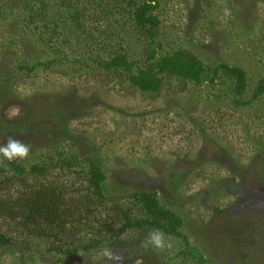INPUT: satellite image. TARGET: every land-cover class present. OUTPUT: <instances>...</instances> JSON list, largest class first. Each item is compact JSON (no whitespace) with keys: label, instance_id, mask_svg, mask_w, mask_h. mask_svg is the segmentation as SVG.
<instances>
[{"label":"rangeland","instance_id":"374dc122","mask_svg":"<svg viewBox=\"0 0 264 264\" xmlns=\"http://www.w3.org/2000/svg\"><path fill=\"white\" fill-rule=\"evenodd\" d=\"M9 1L15 3L12 15L0 16V76L5 77H0V147L15 139L30 147L27 159L35 161L54 150L78 160L96 157L111 194L127 198L123 203L130 219H140L142 211L128 196L156 191L161 204L185 219L188 243L210 264H264V97L238 109L227 99L217 101L220 87H198L176 78L164 79L156 94H141L123 71L107 75L92 62L86 70L75 63L92 55L107 61L125 54L133 72L143 65L140 48L145 37L139 41L127 19L109 18L99 0H0V6ZM197 7L203 15L196 14ZM75 10L92 21L85 33L70 25ZM40 16L48 17L47 22ZM158 16L162 54L186 48L207 66H239L247 74L248 95L264 77V0H160ZM45 23L57 26L60 36L54 43L69 63L18 72V65L53 58L42 41L51 34L43 29ZM174 171L180 176L176 189L170 179ZM3 177L0 173V181ZM36 184L59 186L66 203L87 217L100 235L121 226L110 225L101 206L93 216L80 212L77 189L87 180L65 171L1 184L0 201L20 204ZM11 213L9 219L0 218V232L16 228L23 233L26 211ZM85 232L54 241L64 247L77 240L82 248L90 236L88 231L84 238ZM149 233L136 229L106 242L85 264H107L106 249L121 255V264H202L199 259L177 258L183 245L176 238L164 236L170 247L154 248ZM23 238L31 235L25 232ZM33 242L42 251L48 249ZM45 254L42 260L35 257V264L58 259L57 254ZM62 263L79 264L72 257Z\"/></svg>","mask_w":264,"mask_h":264},{"label":"trees","instance_id":"16d2710c","mask_svg":"<svg viewBox=\"0 0 264 264\" xmlns=\"http://www.w3.org/2000/svg\"><path fill=\"white\" fill-rule=\"evenodd\" d=\"M39 1L43 2V0ZM159 5L160 0H109L107 3L105 0H99L98 6H104L102 8L109 18L114 16L118 20L123 19V22L127 19L128 27L136 29L138 35L134 33L137 39L140 41L141 35L145 37L144 44L140 48V52L144 56V64L138 66L133 72V64L128 62L125 54L113 55L107 61H103L99 55H92L87 59L75 62L77 65H84L83 67L80 66L79 70L83 68L86 70L89 68L88 62H92L96 70L105 72L107 75L123 71L128 76L129 84L141 94L146 95L160 92L163 80L166 78H176L193 83L198 87L205 85L211 88L220 87L219 94L215 96L217 101L227 99L238 109L251 107L264 97V77L258 81L253 92L248 95L247 74L239 66L224 62L214 67L207 66L203 60L186 48H179L162 54V39L159 34L161 23L158 16ZM12 6H15V3L10 1L0 6V16L9 18L14 9ZM72 6L65 5L68 8ZM196 10H198L196 13L198 16L203 15L199 7ZM32 14L35 13L31 12L30 15L32 16ZM44 16H40L39 19L42 22H47L48 17ZM70 20L72 21L71 27L77 30L82 29V33L87 32L86 30L92 26V21L88 22L89 16L78 10L73 12ZM42 26L45 31L51 32L49 37L42 41H44L43 44L46 45L45 47L53 55V58L45 61V63L38 62L33 66L23 63L16 67L18 72H33L42 64L48 68L69 63L66 55L60 49V45L54 43V39L56 40L60 36L59 33L56 34L57 26L49 27L46 23ZM98 46L99 44L95 47L97 52ZM1 78L4 79L5 77ZM6 87L8 91L11 90L10 83ZM55 119H58V116ZM14 126H9V129L11 130ZM53 152L54 154L49 153L44 159L41 158L37 161L27 158L8 161L0 156V173L4 176L0 185L13 180L24 179L27 175L42 179L55 172H69L72 177L74 174L76 179L84 180L85 178L87 180L86 186L81 185V190L77 189V191L79 190V200H77L79 211L82 210L93 216L101 206L110 225L115 227L116 222H119L121 226L116 229L115 233L111 232L110 229H105V234L100 235L94 227L88 224L87 217L82 218L72 206L66 203L64 194L59 192V186L52 184L32 185L30 186V194H27V198L21 200L20 204L9 205L8 199L0 201V218L3 217L5 220L9 219V215H13L11 213L13 209L20 208L26 211V216L21 218L23 233H18L16 228L9 234L0 232V263L4 264L7 259H10V262L6 264H35V257L42 260L47 258L45 253H54L58 255V259L52 264H63L62 262H65L69 257L77 259L79 264H85L86 257H90L91 253L106 242L117 241L125 233L138 229L150 232L160 230L164 236L180 240L183 249L176 256L177 258L181 257L184 262L186 259H199L202 264H210L208 260L203 258L198 249L192 248L188 243L184 235L185 219L177 212L161 204L156 191L134 192L128 196L131 203L139 206L142 211L140 219H130V212L124 208L123 203L127 198L111 194L106 185V173L98 158L87 156L78 160L76 155L62 154L59 150ZM80 164L81 166H79ZM179 177L178 172L171 173L170 179L176 182L174 183L175 189L178 187ZM106 205L109 207L107 208ZM107 220L104 219L105 222ZM83 231H86L85 234H82L84 238H87L88 231L90 236L87 239L88 243L82 248L76 246L77 240L69 242L64 247L54 241L56 237L64 235L74 237ZM25 232L31 235V239L23 238ZM95 235L97 236L94 237ZM34 239L36 243H42L44 248L48 249L42 251L31 245ZM73 240L75 239L71 241Z\"/></svg>","mask_w":264,"mask_h":264},{"label":"clouds","instance_id":"9594fccd","mask_svg":"<svg viewBox=\"0 0 264 264\" xmlns=\"http://www.w3.org/2000/svg\"><path fill=\"white\" fill-rule=\"evenodd\" d=\"M30 147L15 139L9 138L5 146L0 147V156L8 161L25 159L29 156ZM149 242L156 249L170 247L166 244L164 233L160 230H153L149 233ZM107 264H121L122 256L111 251L105 250L103 253Z\"/></svg>","mask_w":264,"mask_h":264}]
</instances>
